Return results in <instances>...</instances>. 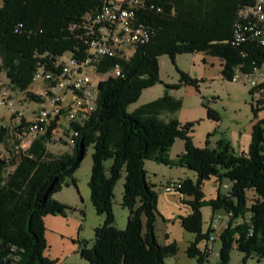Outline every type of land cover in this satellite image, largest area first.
<instances>
[{
	"label": "trees",
	"instance_id": "obj_1",
	"mask_svg": "<svg viewBox=\"0 0 264 264\" xmlns=\"http://www.w3.org/2000/svg\"><path fill=\"white\" fill-rule=\"evenodd\" d=\"M107 0H0V80L16 96L34 100L30 92L36 69L63 54L83 55L80 44L83 16L95 13ZM160 13L145 10L140 18L155 30L153 38L135 48L126 60L106 58L99 71L105 73L119 63L122 76H108L98 84L97 102L70 153L50 154L41 139L33 142L31 157L18 163L0 161V264H53L43 255L44 218L65 215L68 206L52 195L67 177H72L92 144V168L88 187L90 202L103 223L90 242L80 246V256L88 264H165L176 254L173 245L162 246L154 232L157 194L146 180L145 161L168 165L167 151L174 140H184V153L177 164L193 171L196 182L183 184L181 192L194 197L188 201L190 213L181 219L195 239L186 248L188 258L207 262L211 229L201 230L200 208L231 211L232 221L220 237L219 264H228L233 249L245 260L264 258V118L252 128L246 155L235 156L228 146L197 148L192 143L193 125L164 121L163 113H173L181 101L166 92L131 113L126 108L136 102L141 91L159 82L158 58L203 52L219 58L222 75L232 81L235 71L244 74L260 69L264 47L255 42L231 45L237 12L254 0H152ZM22 25L16 33V26ZM181 84L193 85L179 72ZM179 85H166L175 89ZM257 95L254 113L264 110V81L249 93ZM111 160L106 169L104 162ZM124 173L120 205L128 210L124 229L116 227L112 214L113 189ZM211 178L219 186L230 184L227 193L205 200L202 187ZM75 186L74 182H72ZM76 187V186H75ZM247 192H251L247 206ZM251 215L249 219L247 216ZM201 245V247H200Z\"/></svg>",
	"mask_w": 264,
	"mask_h": 264
},
{
	"label": "rangeland",
	"instance_id": "obj_2",
	"mask_svg": "<svg viewBox=\"0 0 264 264\" xmlns=\"http://www.w3.org/2000/svg\"><path fill=\"white\" fill-rule=\"evenodd\" d=\"M66 53L61 60L69 58ZM219 58L203 52L176 55L172 62L166 55L158 58L159 82L141 91L138 100L126 108L127 113L133 112L140 106L161 97L165 92L174 99L181 101L179 110L173 113H163L160 118L164 121L176 120L180 125L191 123L192 143L197 148L217 149L220 143L228 146L229 152L235 156L246 155L251 143L252 128L258 120L264 118V110L253 112L252 105L257 95L251 96L253 88L246 79L239 81L226 80L222 73ZM179 72L184 73L193 85L181 84ZM259 72L264 76V63ZM105 75L97 76L96 80L105 79ZM166 85H179L175 89H166ZM36 87L35 84L32 85ZM35 107L34 103H26L22 109ZM0 116L9 117L6 109L0 106ZM67 141V138H64ZM185 142L177 138L167 151L169 164H160L151 160L145 161L146 180L157 194V214L154 221V232L157 241L162 246L173 245L174 256L166 257L165 264H197L196 258L186 256V248L195 239V233L185 231L181 219L186 217L191 208L188 201L193 196L180 190L164 192L163 188L169 182L194 184L196 174L177 164L184 153ZM50 154L58 156L70 153L72 148L67 145L53 144L48 146ZM93 147L89 144L85 157L72 177L64 179L63 184L53 195L56 202L68 206L65 215H49L44 218L43 240L45 250L43 255L53 264H88L81 258L79 250L84 241L90 242L95 230L103 223L104 216L95 212L90 202L88 187L92 168ZM111 160L104 162L107 169ZM75 186L73 185V183ZM124 173L116 182L113 189L112 214L117 228L124 229L127 223L128 210L120 205L122 199ZM223 180L219 186L217 180L211 178L202 187L204 199L214 200L217 195L224 193ZM252 193L247 192V206ZM220 212L223 210H219ZM201 230L210 229L211 208H200ZM212 252L207 262L203 264H219L220 240L207 242ZM201 247V245H200ZM228 264H242L243 254L233 249ZM244 264H264V258L250 257Z\"/></svg>",
	"mask_w": 264,
	"mask_h": 264
},
{
	"label": "built area",
	"instance_id": "obj_3",
	"mask_svg": "<svg viewBox=\"0 0 264 264\" xmlns=\"http://www.w3.org/2000/svg\"><path fill=\"white\" fill-rule=\"evenodd\" d=\"M145 10L160 13L162 8L152 0H107L97 12L86 13L79 37L83 55L69 54V58L61 60L63 54L49 68L39 66L32 77V85L36 87L30 88L34 100L26 101L14 95L0 80V106L9 115L0 116V161L18 163L21 157L30 158L29 150L37 139L46 148L53 144L74 147L80 128L95 109L99 82L108 76H122L119 63L105 73L99 67L106 58L128 59L137 46L153 38L155 30L140 18ZM21 28L22 25L16 26L14 32L20 33ZM249 42L264 47V0H254L251 6L237 12L231 45L237 47ZM99 75L106 78L97 81ZM231 79H246L255 87L264 81V76L256 68L249 74L235 71ZM31 102L35 107L21 108ZM229 186V183L224 185V193ZM180 189L181 183L169 182L163 191ZM232 217L231 211L215 212L210 222L209 242L219 240Z\"/></svg>",
	"mask_w": 264,
	"mask_h": 264
},
{
	"label": "crops",
	"instance_id": "obj_4",
	"mask_svg": "<svg viewBox=\"0 0 264 264\" xmlns=\"http://www.w3.org/2000/svg\"><path fill=\"white\" fill-rule=\"evenodd\" d=\"M48 149V148H47ZM49 152V151H48ZM69 153V152H68ZM61 155V154H60ZM145 165V164H144ZM189 259H191V258H189ZM198 264V263H197Z\"/></svg>",
	"mask_w": 264,
	"mask_h": 264
}]
</instances>
